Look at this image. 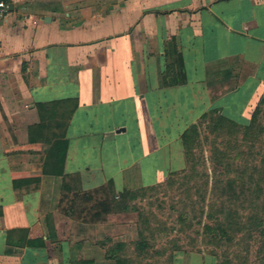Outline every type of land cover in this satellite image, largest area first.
<instances>
[{
	"label": "crops",
	"instance_id": "obj_1",
	"mask_svg": "<svg viewBox=\"0 0 264 264\" xmlns=\"http://www.w3.org/2000/svg\"><path fill=\"white\" fill-rule=\"evenodd\" d=\"M3 1L0 264H117L106 249L126 240L113 239V213L79 218L62 195L111 179L116 193L151 186L162 159L166 176L182 169L181 135L210 109L248 123L264 97V0ZM169 64L178 83L164 85ZM60 100L53 117L37 107ZM57 140L61 174L55 148L48 157Z\"/></svg>",
	"mask_w": 264,
	"mask_h": 264
},
{
	"label": "rangeland",
	"instance_id": "obj_2",
	"mask_svg": "<svg viewBox=\"0 0 264 264\" xmlns=\"http://www.w3.org/2000/svg\"><path fill=\"white\" fill-rule=\"evenodd\" d=\"M255 108L259 109L257 124L263 129L254 131L251 137H243L241 131H227L225 127L212 130L207 119L199 128L200 136L193 157L182 169L170 171L166 176V161L159 160L156 170L151 169L154 176L158 174L152 179L158 182L139 188L138 196L129 201V209L115 210L110 216L117 224L112 229L113 239L132 243V238H138L137 222L146 218L153 230H149L153 233L152 250L162 251V248L173 247L170 253L164 251L161 255L145 259L147 264H264V223L263 227L256 228L252 219L254 217L251 218L258 207L264 204V195L250 202L254 182L263 174L253 168L264 167V97L248 110L249 118ZM232 116L236 118V114ZM169 130L170 134L175 131ZM235 170L243 171V186L247 191L241 199L231 200V192L225 190L224 184L227 178L238 174ZM119 176L116 180L121 179ZM98 179L99 176L88 177L85 181L95 182ZM261 182L264 189V179ZM81 195L78 192L67 197L62 195L60 210L69 207L74 200V210L79 218L88 219L101 210L98 204L105 198L103 192L93 193V198L89 200ZM231 206L237 207L239 220L246 223L245 229L235 231L228 228L232 240L224 237L220 243L210 242L211 237L204 231V224H213L210 214L223 219L217 210ZM132 250L130 246L128 252L133 253Z\"/></svg>",
	"mask_w": 264,
	"mask_h": 264
},
{
	"label": "trees",
	"instance_id": "obj_3",
	"mask_svg": "<svg viewBox=\"0 0 264 264\" xmlns=\"http://www.w3.org/2000/svg\"><path fill=\"white\" fill-rule=\"evenodd\" d=\"M181 65V61H180ZM171 65L169 64L167 66V75H163V84L164 85H173L178 83V80L174 77L171 76V73H168L170 71ZM168 77V79H167ZM170 77V78H169ZM62 102L60 101H53L50 103H41L39 102L37 104V107L39 111L46 110L47 108L50 109L49 116L53 117L55 115V110L57 108V105ZM259 109L255 108L254 111L252 112L250 116V121L247 124H240L231 118L225 116L224 114H221L218 112L217 109H210L207 112H204L201 116L200 119L197 123L191 124L188 128L184 130V132L181 135L182 143H183V149H184V158H185V163H188L191 161L193 157V150L195 147L196 142L198 141V138L200 136V131L199 128L201 124L208 119V124L209 127L213 129H218V128H227V131H241L244 136H249L251 137L254 135V131H261L263 129L260 124H257V115H258ZM255 125H257L255 127ZM29 140L32 142L33 139H39L43 138L45 135V123L41 120L38 124L31 125L29 128ZM37 137V138H36ZM56 150V155L53 163V171L56 174H61L63 173V164H64V159H65V152L67 149V141L66 140H57L54 146L50 149L48 152V157L49 158H54V150ZM263 166H264V158L262 159ZM44 170H48L49 162L44 164ZM47 165V166H46ZM255 171H260L262 174L261 177H258L257 180L254 182V188L251 189V197H250V202H254L256 198H260L262 195H264V189L261 187V181L264 179V167L263 168H258L255 167L253 168ZM237 175H234L233 177L227 178V181H225L224 186L226 185L225 190H229L231 193L230 194V199L231 200H237L241 199L242 196L244 197L246 195V191L244 189V182H243V171H238ZM174 174L171 173V175ZM250 178H253L250 176ZM29 179H22V182H26ZM18 184V181L15 179V185ZM237 187L239 189L237 190ZM142 189V188H140ZM139 188L138 189H132V190H123L121 192L116 193L114 190V183L113 180H109L107 185H103L99 188H97L94 193H99L103 192L105 198L102 199L99 202V207H101L100 211L95 212L92 215V220L93 221H98L105 219V217L113 213L115 210L116 211H126V209H129V201L135 199L138 196L139 193ZM223 189V187H222ZM223 192H225L223 190ZM260 193H262L260 195ZM77 195V194H76ZM93 193L85 192L82 196L84 197L85 200H89L93 198ZM119 198V199H117ZM234 203V202H233ZM258 211L254 212L251 215V218L253 219V223L255 224V227L257 228L258 226L263 227L264 219L263 215L264 214V204L260 207H258ZM1 211V210H0ZM217 213L221 215L223 219L216 218L217 216L214 214H210V218L214 221L213 224H204V231L207 232V234L211 237L209 239L211 241H215L216 243H220L223 241V238H227L229 240H232V235L227 231L228 228L231 230L235 231H242L246 227V223L242 222L239 220L240 215L238 214V210L236 206H231L229 208L227 207H220L219 210H217ZM259 213H262L259 215ZM141 217V214H139ZM251 219V220H252ZM139 220V219H138ZM191 225V223H189ZM137 234L138 238L133 240L132 243H127L123 241L119 242H113L111 245H109L106 249V257L114 259L117 264H147L146 260L149 257H152L153 255H161L164 251H167L170 253L173 247L171 249L167 248H162L161 250H152V238H153V233L152 228L149 226L148 221L146 218H142L137 222ZM150 230V232H149ZM264 234V233H263ZM150 239V240H149ZM37 241V244L39 246L44 247L45 246V240L39 239V240H29V244L33 245ZM130 246H132V251L133 253L128 252ZM174 250V249H173ZM172 255V253H171ZM72 264H94V261L92 259H84V260H79V261H72ZM151 264V263H149Z\"/></svg>",
	"mask_w": 264,
	"mask_h": 264
},
{
	"label": "built area",
	"instance_id": "obj_4",
	"mask_svg": "<svg viewBox=\"0 0 264 264\" xmlns=\"http://www.w3.org/2000/svg\"><path fill=\"white\" fill-rule=\"evenodd\" d=\"M7 10V4L0 0V15H2Z\"/></svg>",
	"mask_w": 264,
	"mask_h": 264
}]
</instances>
